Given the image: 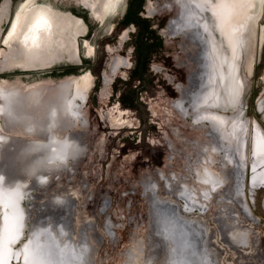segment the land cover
Listing matches in <instances>:
<instances>
[{
    "label": "rangeland",
    "instance_id": "1",
    "mask_svg": "<svg viewBox=\"0 0 264 264\" xmlns=\"http://www.w3.org/2000/svg\"><path fill=\"white\" fill-rule=\"evenodd\" d=\"M23 1L0 0V83L20 87L24 111L40 120L50 104L66 95L71 79L91 74L93 83L83 101L75 100L78 117L62 115L59 121L58 134L77 140L79 154L45 171V182L27 171L36 154L23 157L21 151L48 138L41 128L29 134L10 125L0 97V169L8 180L28 179L21 202L25 227L15 248L39 224L58 232L72 249L88 246L83 254L90 264H264V183L250 180L256 124L264 131V0L258 2L259 18L240 36L242 95L232 108H211L240 116L247 147L243 158L229 150L234 165H222L225 146L213 153L209 167L223 181L208 190L206 199L202 195L208 187L198 181L196 170L202 169L206 147L221 132L193 117V97L206 80V44L194 18L192 24L178 25L188 19L180 0H124L119 13L106 18L85 0H35L32 4L63 12L62 20H81L85 32L80 35L74 26L57 31L56 54L39 67L6 66L4 35ZM94 2L98 7L100 0ZM202 15L210 20L207 10ZM118 59L124 63L115 67ZM183 93L187 116L175 105ZM189 212L204 217L189 218ZM2 221L0 204V225ZM236 227L246 232L249 244L231 239ZM164 237L170 238L167 244ZM14 259L12 264H21Z\"/></svg>",
    "mask_w": 264,
    "mask_h": 264
},
{
    "label": "bare ground",
    "instance_id": "2",
    "mask_svg": "<svg viewBox=\"0 0 264 264\" xmlns=\"http://www.w3.org/2000/svg\"><path fill=\"white\" fill-rule=\"evenodd\" d=\"M34 1L24 0L11 18L9 29L4 35L5 46L1 48L6 66L18 64L26 67H39L54 58L53 56L56 54V52L54 53L56 46L54 35L57 31L68 30L71 26H74L77 30L76 32L80 35L85 32V25L81 20L71 19L69 16L67 19L62 20L60 16L65 17L63 12H54V9L47 5L32 4ZM123 1L100 0L98 7L95 6L94 0H85V3L92 9L97 8L99 15L106 18L107 16L113 17L117 15ZM258 2L260 3L261 0H198V3H194V0H180V4L184 6V14H187L188 19H186L187 23L186 21L185 23L181 22V24L178 22V25L184 27L188 23L192 24L189 21L194 18V23L200 24L203 29L201 36L206 44V80L200 86L201 90L199 93L193 97L192 106L193 112H195L193 117L195 122L209 121L212 130L221 132V135L219 133L220 137L216 138L210 147H206V154L202 158V169L196 170L198 181L208 187L203 190L205 194L202 197L204 199L209 196L208 190L215 189L223 181L209 167L215 160L213 159V153L221 151V148L224 150L226 147L227 152L223 156L226 162L222 161V165H226L227 162L230 165H234L235 159L232 152L229 153V150H237L240 157L243 158L247 147L248 135L240 123V116L237 114L228 116L224 113L213 111L211 108H232L242 95L244 83L238 68L242 41L240 36L243 35L244 38L245 30H249L254 25L253 23L256 21L257 16H260V13L256 11L260 9ZM206 10L214 19L209 17L211 21L213 20L212 24L210 20L205 19L202 15ZM237 10L238 13L235 12ZM184 14L182 15L184 16ZM237 20H239V23L236 22ZM64 32L65 34L67 33L66 31ZM73 33L75 32L73 31ZM262 34L264 39V31ZM91 51L92 49L89 48V52ZM123 63L124 60L118 59L114 66L118 67ZM251 63L253 64V59L247 68L249 72H252ZM69 83L70 85L66 87V95L58 102H55V104H50L42 120L24 111L26 98L20 91V87L0 83L1 109L10 125H20L29 134H34L33 132L37 128H41L42 133L48 138L46 141L36 140L30 144L28 143L21 151V156L23 157H29L33 153L36 154L35 158H32L29 162L27 171L30 175L39 177L42 182L46 180L45 171L57 169L68 158H75L79 154L80 144L77 140L73 139L69 134L64 136L58 134L59 121L62 115H66L69 119L78 117L80 106L76 104L75 100L77 97L82 99V101L86 98V93L90 90L93 83L92 75L84 74L74 77ZM31 96L34 99L39 97L35 93ZM185 96L183 93L182 98L177 100L175 105L179 107L184 116H187L190 115V112L184 104L186 101ZM30 98L29 96L28 101ZM118 123L122 124L121 118ZM256 125L259 126L258 124ZM257 126L258 134L254 133V135L257 134L254 136V140L252 136L251 145L253 161L250 169L253 173L250 176V180L253 185L264 183V170H258L259 166H264V131L260 129L261 126ZM0 170L3 173H0V204L3 209V223L0 225V264H12V257L17 260L20 259L21 264H79L78 258L82 261L80 264H90L83 254L84 249L88 250V246L83 245L81 250H77L78 248L72 249V246L68 245L67 240L61 241L58 238V232L56 233L52 229L47 231V226L44 227L39 224H37V228L29 233L28 240L23 246L15 248V245L23 236L25 227V211L21 202L26 195L28 179L10 178L8 180L3 170ZM61 197L57 198V200H61ZM187 216L189 218L194 216L204 217L192 212L187 213ZM75 225L77 226V220H75ZM62 231L65 233L64 229ZM229 234L231 239L237 243L244 246L249 244L246 232H242L237 227L231 230ZM204 236H207L205 232ZM170 237L173 239L174 236L171 235ZM75 238H78L76 234ZM175 245L171 249V254L176 251L177 241H175ZM75 260L77 261L75 262Z\"/></svg>",
    "mask_w": 264,
    "mask_h": 264
},
{
    "label": "water",
    "instance_id": "3",
    "mask_svg": "<svg viewBox=\"0 0 264 264\" xmlns=\"http://www.w3.org/2000/svg\"><path fill=\"white\" fill-rule=\"evenodd\" d=\"M152 213H153V210H152ZM156 218H157V215H156V213H154L153 214ZM156 224V223H155ZM69 230V229H68ZM72 230V229H71ZM164 240H165V242H166V244L168 243V241L170 240V238L169 237H164L163 238ZM167 246V245H166Z\"/></svg>",
    "mask_w": 264,
    "mask_h": 264
}]
</instances>
